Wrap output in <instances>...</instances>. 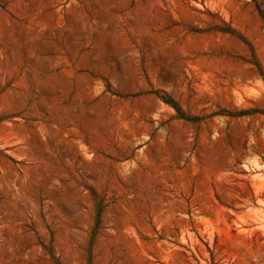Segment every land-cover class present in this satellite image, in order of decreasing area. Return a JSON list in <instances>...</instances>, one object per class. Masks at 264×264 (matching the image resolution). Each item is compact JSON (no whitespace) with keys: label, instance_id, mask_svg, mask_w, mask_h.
Masks as SVG:
<instances>
[{"label":"rangeland","instance_id":"obj_1","mask_svg":"<svg viewBox=\"0 0 264 264\" xmlns=\"http://www.w3.org/2000/svg\"><path fill=\"white\" fill-rule=\"evenodd\" d=\"M259 10L0 0V264H264Z\"/></svg>","mask_w":264,"mask_h":264},{"label":"trees","instance_id":"obj_2","mask_svg":"<svg viewBox=\"0 0 264 264\" xmlns=\"http://www.w3.org/2000/svg\"><path fill=\"white\" fill-rule=\"evenodd\" d=\"M259 14H260L262 20L264 21V15L261 12V10H259ZM217 30H219L221 32L235 34L239 38H243L242 35H240L235 29H233L229 25H226L225 23H222V25H218ZM242 40H244V39H242ZM249 48H250V51H251V58L248 59L247 62L251 63L255 67L256 71L261 76V78H262V80L264 82V73H263V70L261 68V65H260L258 59L255 57V55L253 53V50H252V47L250 45H249ZM151 92L154 93L163 102L168 104L174 110L175 116L177 118H182V119H186V120H193L194 118H196L194 116H190V115L184 113V111H182V109L179 106V104L174 99H172L168 95H166L165 93L160 94L157 90H152ZM255 112H258V113L264 115V109H258V108L241 109V110L235 111V112L226 111L225 109H222L221 111H218L219 114H226V115H246V114L255 113ZM99 216H100V205L97 204L96 205V210H95V222H94V225L98 224ZM88 264H90V262Z\"/></svg>","mask_w":264,"mask_h":264}]
</instances>
